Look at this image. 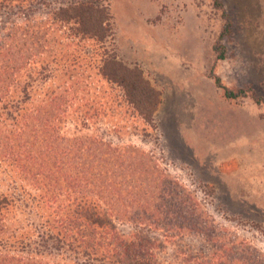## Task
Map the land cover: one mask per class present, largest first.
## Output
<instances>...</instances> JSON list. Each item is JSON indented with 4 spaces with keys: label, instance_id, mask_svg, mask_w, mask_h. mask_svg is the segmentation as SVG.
Wrapping results in <instances>:
<instances>
[{
    "label": "rangeland",
    "instance_id": "rangeland-1",
    "mask_svg": "<svg viewBox=\"0 0 264 264\" xmlns=\"http://www.w3.org/2000/svg\"><path fill=\"white\" fill-rule=\"evenodd\" d=\"M0 89V264H102L69 223L83 195H184L180 231L105 218L158 264H264V0H0Z\"/></svg>",
    "mask_w": 264,
    "mask_h": 264
},
{
    "label": "trees",
    "instance_id": "trees-1",
    "mask_svg": "<svg viewBox=\"0 0 264 264\" xmlns=\"http://www.w3.org/2000/svg\"><path fill=\"white\" fill-rule=\"evenodd\" d=\"M3 1V0H1ZM75 10H80L84 13L93 14L94 9L92 6H87L83 9V6L76 8ZM94 14L100 15V11L96 10ZM89 22V21H88ZM88 22L79 21L81 27V32L88 34L93 28L96 27L90 25ZM97 28L102 30L101 22L97 23ZM229 26L228 21L224 25V33L227 31ZM111 68L107 72H103V75L107 79L119 82V85L124 88L126 91H131L132 94L136 93L135 104L138 109L144 112L147 105L150 106V90L146 91V85L142 84V81L138 78V85L132 83L133 79L130 77L127 79L125 76L119 75L115 71L116 64L110 63ZM216 84L221 87L224 91V97L226 98H235L238 96H244L243 91H238L237 93L232 92L220 85L218 79H216ZM1 93V89H0ZM135 97L134 95H132ZM73 155V153H72ZM79 157H71V161L79 162ZM103 157L97 159V163H105ZM92 166V165H90ZM87 168V167H85ZM79 175L82 172L80 177L84 181L91 179V184L96 186V184L102 186L104 182L109 178L107 166H101L96 172L91 173L90 169H87L86 172L82 171V168L79 169ZM78 176V175H77ZM169 196L176 198L179 203V207H173L169 205ZM138 197L136 195H108V197H103L102 200H107L108 203H105L106 206L109 205L110 208H103L100 205L98 199H94L89 195H83L81 199L73 201L70 203V208L75 210L70 214L69 223L70 225L77 228V235H79L78 242L81 243L83 257L86 259L95 261L102 264H158L155 257L151 253V250L145 249L146 244L142 246L140 243H134L129 239H126L125 236L119 235L111 227L110 224L106 223V217H108L109 209L113 211L115 215L119 214L120 217L125 218L129 221H136L138 223H149L156 227L163 226L165 222H178L179 225L177 230L186 229L185 223L190 221V212L186 208V200L184 195H158L152 197L153 203L150 199H147L145 196ZM176 201V200H175ZM105 202V201H104ZM107 202V201H106ZM119 203V204H118ZM134 208L133 211L131 209ZM180 220V221H177ZM189 220V221H188ZM58 226L60 227L56 234L53 235V240L56 241V244L61 247V244L64 245L67 242L69 237L67 226H65L64 220L59 221ZM162 228V227H161ZM169 229L166 228V231ZM83 231H86V234L83 235ZM89 236V237H88ZM52 239V236L50 237ZM72 239V236H71ZM147 243V242H146ZM138 248L139 254L135 255L133 249ZM145 251H142L144 250ZM132 253V256L130 255ZM3 259V257H0ZM5 264V261L3 262Z\"/></svg>",
    "mask_w": 264,
    "mask_h": 264
}]
</instances>
